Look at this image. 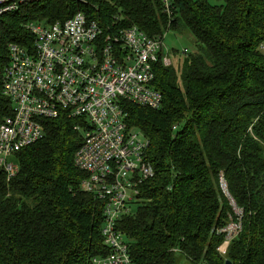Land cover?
I'll use <instances>...</instances> for the list:
<instances>
[{
    "label": "trees",
    "instance_id": "trees-1",
    "mask_svg": "<svg viewBox=\"0 0 264 264\" xmlns=\"http://www.w3.org/2000/svg\"><path fill=\"white\" fill-rule=\"evenodd\" d=\"M91 1H27L0 18V123L13 111L2 95L8 45L32 50L29 23L82 12L107 30L136 26L151 38L189 31L197 51L182 53L178 70L155 67L162 106L124 105L129 129L150 142L155 176L118 229L136 264H178L179 255L264 264V0H176L170 26L158 0ZM80 122L43 121V139L16 154L19 173L8 180L0 166V264H93L109 255L103 204L81 190L87 175L75 165Z\"/></svg>",
    "mask_w": 264,
    "mask_h": 264
},
{
    "label": "built area",
    "instance_id": "built-area-1",
    "mask_svg": "<svg viewBox=\"0 0 264 264\" xmlns=\"http://www.w3.org/2000/svg\"><path fill=\"white\" fill-rule=\"evenodd\" d=\"M27 1L33 0H0V18ZM158 1L170 26L176 0ZM26 28L34 37L32 50L8 45L2 95L13 111L0 123V166L8 180L19 173L16 154L43 139V121L62 116L80 120L74 129L83 141L75 165L87 175L81 190L103 204L101 234L110 252L93 264H136L118 224L135 213L130 208L137 207L140 186L155 171L147 160L150 142L141 131L129 129L124 105L162 106L163 94L154 82L158 64L173 65L166 34L151 38L136 26L107 30L82 12L64 22L29 23ZM224 231L227 239L218 249L222 255L237 227L233 233Z\"/></svg>",
    "mask_w": 264,
    "mask_h": 264
},
{
    "label": "rangeland",
    "instance_id": "rangeland-1",
    "mask_svg": "<svg viewBox=\"0 0 264 264\" xmlns=\"http://www.w3.org/2000/svg\"><path fill=\"white\" fill-rule=\"evenodd\" d=\"M82 1V0H81ZM84 2H92L91 0H83ZM211 2H216L215 0H210ZM166 49L171 52L170 57L173 60V66L178 70L180 60L185 56L182 54L184 50H188V52L193 53L197 51V43L193 35L184 29H176V30H169L166 32L165 35V42H164ZM132 212L137 211V207L131 206L130 208ZM238 213H240L238 211ZM237 225H231L228 228L229 232H235ZM179 262L178 264H193L187 258L179 255Z\"/></svg>",
    "mask_w": 264,
    "mask_h": 264
},
{
    "label": "water",
    "instance_id": "water-1",
    "mask_svg": "<svg viewBox=\"0 0 264 264\" xmlns=\"http://www.w3.org/2000/svg\"><path fill=\"white\" fill-rule=\"evenodd\" d=\"M226 264H232V263H231V261L227 260V261H226Z\"/></svg>",
    "mask_w": 264,
    "mask_h": 264
}]
</instances>
